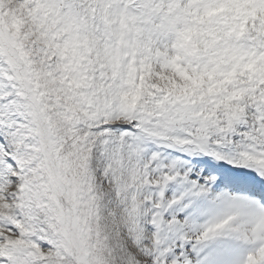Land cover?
Instances as JSON below:
<instances>
[{"label": "snow or ice", "instance_id": "obj_1", "mask_svg": "<svg viewBox=\"0 0 264 264\" xmlns=\"http://www.w3.org/2000/svg\"><path fill=\"white\" fill-rule=\"evenodd\" d=\"M0 264H264V0H0Z\"/></svg>", "mask_w": 264, "mask_h": 264}]
</instances>
